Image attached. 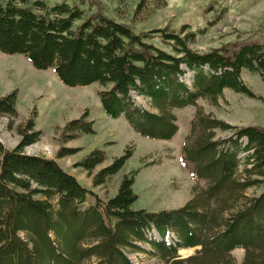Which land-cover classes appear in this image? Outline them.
Returning <instances> with one entry per match:
<instances>
[{
  "label": "trees",
  "instance_id": "1",
  "mask_svg": "<svg viewBox=\"0 0 264 264\" xmlns=\"http://www.w3.org/2000/svg\"><path fill=\"white\" fill-rule=\"evenodd\" d=\"M149 3L161 7L165 0H136L135 12ZM195 37L188 25L177 32L136 34L103 14L85 18L78 6L64 1L0 0V53L21 55L38 71L53 69L66 87L98 84L103 113L122 116L141 137L170 141L178 131L174 111L195 106L181 158L192 179L202 183L178 209L133 210L134 170L103 202L54 160L25 154L41 136L33 113L15 127L14 148L0 143V264H132L128 252L161 264H236L235 249L244 251L241 264H264V192L246 195L264 183V129L230 126L197 107L198 100L217 105L226 90L256 97L241 74L264 79V39L199 52L190 47ZM154 39L169 51L155 46ZM187 72L190 85L182 81ZM133 96L146 99L149 110L136 106ZM16 100V91L0 96V116L8 118L9 128L17 117ZM87 117L85 111L67 122L60 141L93 134ZM217 132L229 136L216 138ZM131 155L126 149L101 168L92 186L116 175ZM105 159L95 149L76 167L90 176ZM196 247L187 258L177 253Z\"/></svg>",
  "mask_w": 264,
  "mask_h": 264
},
{
  "label": "rangeland",
  "instance_id": "2",
  "mask_svg": "<svg viewBox=\"0 0 264 264\" xmlns=\"http://www.w3.org/2000/svg\"><path fill=\"white\" fill-rule=\"evenodd\" d=\"M42 1L48 4L64 1L78 6L85 18L96 13L103 14L130 27L136 34L164 28L167 32H177L181 26L188 25L196 34L195 42L190 47L199 52L219 48L228 42L264 39V0H165L164 6L156 7L149 3L138 13L135 12L136 0ZM152 43L169 51L168 46L156 39ZM241 80L255 98L226 90L217 105L198 100L197 107L230 126L264 129V79L243 72ZM182 81L190 85L191 73L187 72ZM99 89L95 83L86 87H66L59 82L53 69L38 71L21 55L0 53V96L17 92L14 126L9 128L8 118L0 116V143L7 150L14 148L19 140L15 127L35 113V129L41 132V136L36 143L25 148V154L54 160L83 188L92 191L103 202L116 193L124 175L138 170L132 186L137 197L132 204L133 210L159 212L182 207L190 199L193 188L202 184L192 179L181 158V146L196 107L187 106L174 111L178 131L170 141L149 140L133 132L122 116L111 119L103 113L97 97ZM132 99L139 108L149 110L146 99L138 96ZM85 111L88 112L87 120L93 123L94 133L61 142L63 126L78 119ZM216 134V138L221 139L229 136V133ZM95 149L102 150L106 159L89 176L76 167V163ZM126 149L131 150L132 155L120 171L106 179L103 185L92 186V176L108 166L114 158L121 156ZM60 150L71 152L57 158ZM261 192H264V183L249 189L246 195L252 197ZM149 236L157 238L154 232ZM173 240L172 235L166 237L168 243ZM142 248L149 250L147 246ZM195 250L178 249L177 253L180 258H187ZM231 255L236 264H241L244 251L235 249ZM126 256L132 264H161L144 253L128 252Z\"/></svg>",
  "mask_w": 264,
  "mask_h": 264
},
{
  "label": "water",
  "instance_id": "3",
  "mask_svg": "<svg viewBox=\"0 0 264 264\" xmlns=\"http://www.w3.org/2000/svg\"><path fill=\"white\" fill-rule=\"evenodd\" d=\"M193 249H194V250H195V249H199V247H196V248H193Z\"/></svg>",
  "mask_w": 264,
  "mask_h": 264
}]
</instances>
